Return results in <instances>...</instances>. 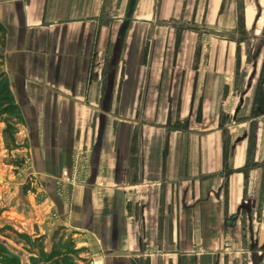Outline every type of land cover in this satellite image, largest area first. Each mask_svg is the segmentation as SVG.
Segmentation results:
<instances>
[{"label": "crops", "instance_id": "0c3cea01", "mask_svg": "<svg viewBox=\"0 0 264 264\" xmlns=\"http://www.w3.org/2000/svg\"><path fill=\"white\" fill-rule=\"evenodd\" d=\"M236 3L0 0L2 69L22 117L10 150L0 121V225L46 236L45 250L63 228V241L85 249L76 264H262V170L249 172L246 187L241 172L225 178L218 127L221 111L248 115L253 79L241 113L236 44L209 34L214 42L202 45L195 72L197 34L184 31L175 55L171 23L226 31L236 24ZM246 54L240 47L242 66ZM168 115L188 120V130H167ZM226 127L228 166L237 170L248 124ZM82 152L85 182L64 184L61 196L57 181Z\"/></svg>", "mask_w": 264, "mask_h": 264}, {"label": "trees", "instance_id": "16d2710c", "mask_svg": "<svg viewBox=\"0 0 264 264\" xmlns=\"http://www.w3.org/2000/svg\"><path fill=\"white\" fill-rule=\"evenodd\" d=\"M236 24L232 29L220 32H214L210 30L208 26L197 24L193 21L189 23L181 22L180 20H173L171 23L175 27V55L181 45L183 32L188 30L197 34V41L195 44L193 54L192 69L196 72L198 69V63L201 55V36L203 34H213L219 39L232 41L236 44V62H235V73H234V90L237 94L245 93V86L247 85L245 79L247 77V71L241 70L240 64V46L248 38V32L245 27L244 18V6L242 0H236ZM224 7V2L221 3V12ZM264 31V30H263ZM6 35L5 27L0 23V46L4 45ZM261 46L263 48V56L260 63L259 71L255 78V83L252 92V100L250 110L247 116H237L234 119L229 117L224 112H220L218 127L222 131V150H223V170L222 173L227 178L232 172L238 171L243 174L244 183L248 180L249 172L255 168L262 170L261 185H260V199H262L264 191V159L262 161L255 160V152L257 145V128L258 119L264 116V33L262 36ZM253 62V55L251 51L246 54V64ZM3 55L0 52V121L5 124L2 131V135L5 141L7 149L16 148L18 144L15 143V133L17 132V125L22 122L19 106L15 103L13 95L11 93L8 78L6 73L2 69ZM253 79V78H252ZM227 95L226 86L223 90V97ZM201 100L198 103V107L195 114V120L201 121ZM235 124L247 123L248 134H247V147L245 155V163L242 167L234 170L228 166V159L230 155L231 143L230 134L226 125L231 122ZM167 130H188V120L180 121L178 117L172 120L171 116L168 115L167 122L165 124ZM135 138L133 137V142ZM166 155V147H165ZM15 160L17 166L22 165V158H12ZM20 160V161H19ZM225 191L227 189V182L225 181ZM63 228H57L52 234L51 247L49 250H45L46 236L39 235L32 237L25 233H19L14 230L11 226L3 225L0 226V235L8 236L11 233L17 243H21L23 246L28 248L30 256L28 257L27 263H22L18 255L11 253L4 243L0 242V264H76V261H85L84 258L79 256L80 253L84 252V248H76L75 243L69 239L63 241ZM8 232V233H6ZM11 238V237H10ZM63 241V242H62Z\"/></svg>", "mask_w": 264, "mask_h": 264}, {"label": "rangeland", "instance_id": "374dc122", "mask_svg": "<svg viewBox=\"0 0 264 264\" xmlns=\"http://www.w3.org/2000/svg\"><path fill=\"white\" fill-rule=\"evenodd\" d=\"M242 3L244 6L243 8H244L245 27L248 32V38L245 42L241 44L240 47L246 53L248 51L252 52L253 62L251 64H243V66L241 65V70H245L247 71V75H251L254 84L263 56V48L261 46V42L264 33L263 31L264 21L261 23L259 22V19L262 18V16L264 15V0H242ZM249 14H251L250 16L251 21L248 23L247 19L249 17ZM212 38L215 37L207 33L203 34L201 36V45H208L210 43H213L214 41L212 40ZM249 95H250V91L249 90L245 91L242 102L240 104L241 113L246 108L247 99ZM259 122H260V126L264 125V118H261ZM235 125H236L235 123L234 124L230 123L227 126L235 127ZM260 137H261V132H260ZM8 234H9L8 236H10L11 238L5 237L4 235H0V242L4 243V245L11 253L18 255L22 263H25L29 253L28 248L23 246L21 243H17L15 241L14 236L11 233Z\"/></svg>", "mask_w": 264, "mask_h": 264}, {"label": "built area", "instance_id": "2783aa9c", "mask_svg": "<svg viewBox=\"0 0 264 264\" xmlns=\"http://www.w3.org/2000/svg\"><path fill=\"white\" fill-rule=\"evenodd\" d=\"M89 156L86 152L74 156L71 167L69 170H63L61 173V180L57 181V187L60 195L63 196L64 184H78L85 182L86 176L89 171ZM264 264V260L262 262Z\"/></svg>", "mask_w": 264, "mask_h": 264}, {"label": "bare ground", "instance_id": "6f19581e", "mask_svg": "<svg viewBox=\"0 0 264 264\" xmlns=\"http://www.w3.org/2000/svg\"><path fill=\"white\" fill-rule=\"evenodd\" d=\"M251 14H249V17L247 19L248 23L251 21V18H250ZM264 21V15L262 16V18L259 19V22H263Z\"/></svg>", "mask_w": 264, "mask_h": 264}, {"label": "water", "instance_id": "95a60500", "mask_svg": "<svg viewBox=\"0 0 264 264\" xmlns=\"http://www.w3.org/2000/svg\"><path fill=\"white\" fill-rule=\"evenodd\" d=\"M251 80H252V77H251V75H250L249 78H248V84H247V87H248V88L250 87Z\"/></svg>", "mask_w": 264, "mask_h": 264}]
</instances>
